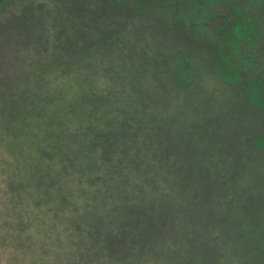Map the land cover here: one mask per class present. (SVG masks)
Masks as SVG:
<instances>
[{"label": "trees", "instance_id": "obj_1", "mask_svg": "<svg viewBox=\"0 0 264 264\" xmlns=\"http://www.w3.org/2000/svg\"><path fill=\"white\" fill-rule=\"evenodd\" d=\"M110 3V12L95 4L87 18L76 8L57 28H77L79 36H59L54 45L72 58L73 71H88L89 78L75 92L64 90L55 101L41 102L38 112L27 108L21 129L11 137L27 150L22 161L34 176L19 183L13 175L9 184L12 208L25 213L18 214L14 230L21 233L17 238L24 235L27 247H37L43 264H184L180 173L174 165L181 158L163 150L165 142L182 145L177 125L183 122L155 91L159 86L168 95L174 92L169 105L178 108L185 80L170 83L175 87L155 84L153 96L141 98L127 87L110 89L105 78L122 58L157 80L183 70L176 65L180 51H205L207 72L239 73L238 85L264 103V3L233 0L226 18H219L221 31L213 35L186 23L185 28L176 0ZM208 34L217 38L215 46ZM124 50L134 55L121 57ZM96 88L101 95L91 94ZM34 185L36 197L26 196V207L23 191ZM86 192L90 200L83 203ZM41 227L47 232L36 236Z\"/></svg>", "mask_w": 264, "mask_h": 264}, {"label": "rangeland", "instance_id": "obj_2", "mask_svg": "<svg viewBox=\"0 0 264 264\" xmlns=\"http://www.w3.org/2000/svg\"><path fill=\"white\" fill-rule=\"evenodd\" d=\"M111 1L0 0V264H43L37 247H27L24 235L17 238L21 233L14 230L18 214L25 213L12 208L9 184L13 175L18 176L19 183L26 178L34 180V176L27 174L22 161L27 150L15 145L11 137L21 129L27 108L38 112L41 102L55 101L64 90L73 93L89 78L88 71H73L72 58L60 54L54 45L59 36L80 35L76 27L57 31L62 19L73 18L76 8L83 10L87 18L95 4L110 12ZM176 1L185 28L186 24L204 28L212 35L221 31L219 18H226L227 7L233 3ZM3 28L7 31L3 32ZM7 32L20 37L11 40ZM206 38L215 46V36L208 34ZM223 43L235 46L232 48L240 54L231 41L224 39ZM133 55L132 50H124L123 56L121 53V57ZM179 56L176 65L183 70L157 80L128 59L121 58L117 71H109L106 66L101 70L105 74L109 71L105 79L110 89L127 87L141 98L153 96L155 84L175 87L170 83L185 80L190 86L182 82L186 90L177 98L178 108L169 105L174 92L168 95L159 86L155 91V98L183 122L177 125L182 145H163L164 151H173L181 158L174 165L180 173L183 263L264 264V103L260 100L259 104L238 85L239 73L207 72L205 51L189 49L180 51ZM227 59L231 61L230 56ZM185 61L189 64L185 65ZM91 94L102 93L96 88ZM63 181L69 183L65 178ZM23 193V204L28 207L25 198L36 197V186ZM82 199L83 203L90 200L89 194L86 192ZM35 213L40 215L39 211ZM46 232L41 227L34 234L41 237Z\"/></svg>", "mask_w": 264, "mask_h": 264}]
</instances>
